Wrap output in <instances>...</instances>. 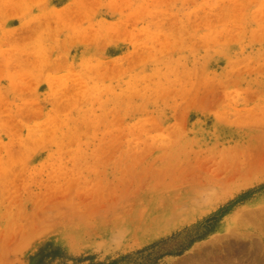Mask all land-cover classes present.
<instances>
[{
  "label": "rangeland",
  "instance_id": "1",
  "mask_svg": "<svg viewBox=\"0 0 264 264\" xmlns=\"http://www.w3.org/2000/svg\"><path fill=\"white\" fill-rule=\"evenodd\" d=\"M0 264H264V0H0Z\"/></svg>",
  "mask_w": 264,
  "mask_h": 264
},
{
  "label": "trees",
  "instance_id": "2",
  "mask_svg": "<svg viewBox=\"0 0 264 264\" xmlns=\"http://www.w3.org/2000/svg\"><path fill=\"white\" fill-rule=\"evenodd\" d=\"M193 229H189V230H185L181 233H178L176 235H173L167 239H164L162 241H160L159 243L155 244L153 246V248H161V246H165L168 243L172 244V247L167 250V252L169 254H175V255H179L180 253H182L186 248H188L190 246V244L192 242H194L195 240H198L200 237H202L203 235H196L193 236L191 235ZM187 238V239H186ZM186 240V242H185Z\"/></svg>",
  "mask_w": 264,
  "mask_h": 264
}]
</instances>
